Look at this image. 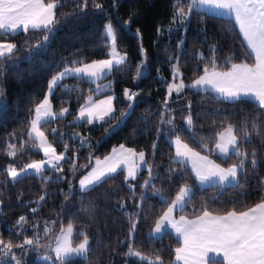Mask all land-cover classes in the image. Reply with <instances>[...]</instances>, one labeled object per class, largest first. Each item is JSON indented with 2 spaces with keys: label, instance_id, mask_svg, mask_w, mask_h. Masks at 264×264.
<instances>
[{
  "label": "trees",
  "instance_id": "obj_1",
  "mask_svg": "<svg viewBox=\"0 0 264 264\" xmlns=\"http://www.w3.org/2000/svg\"><path fill=\"white\" fill-rule=\"evenodd\" d=\"M80 2L60 0L56 31L50 34L49 42L43 44L40 51L34 45L42 43L43 30L6 38L7 42L17 45L18 52L14 60L0 64V100L7 102L6 111L0 107V239L15 245L39 234L40 243L45 247L36 252L28 251L23 257L19 255L21 249L14 248L13 251L21 264H44L38 257L46 253L47 243H54L50 237L59 235L61 226L66 229L71 223L76 242L82 241V236L77 233H86L92 251L87 260L72 259L66 264H148L127 255L129 247L150 258L159 254L164 264H174L180 241L169 233L159 239L151 237L156 221L167 210L166 201L173 199L184 185L191 187V199L182 209L190 219L202 214V210L220 215L233 209L245 211L264 202V138L241 139L240 143L245 144L249 153H256L257 166L253 170L246 162L247 175L239 187L201 189L188 167L175 158L170 141L175 139L172 126L160 121L175 117L174 126L183 133L181 141L222 167L238 163L236 159L222 161L215 154V133L229 124L238 132L244 127L252 131L248 121L264 123V110L249 99L228 102L212 92L196 91L187 85L203 75L204 67L211 71L213 55L219 71L228 70L230 65L226 60L229 57L235 63L245 61L249 64L254 58L230 18L197 9V14L205 13L203 18L190 17L182 24L173 23L174 0H95L103 5V11L94 7L93 0H88L83 13L76 7ZM176 2L184 6V0ZM129 20L130 30L120 26ZM109 22L117 32L118 49L127 54V67L121 65L123 71L114 68L112 74L100 82L108 88L99 94L96 85L85 79L72 77L64 80L62 83L66 87L55 89L51 101L54 111L68 108L69 113L65 118L50 121L42 129L56 151L66 153L72 163L68 158L62 164V172L46 170L42 176H23L17 183H12L6 174L10 165L19 170L43 157L28 134L34 109L47 95L49 81L58 67L62 70L61 66L72 60L90 63L109 58L110 48L106 47L105 37V25ZM181 40L183 44L178 47ZM144 53L146 63L140 68L141 76L136 78L137 66L145 59ZM177 62L186 87L180 94L168 97L173 66ZM125 89L138 95L133 114L120 126L124 118L121 113L129 109L124 98ZM89 95L93 100L113 96L115 119L102 124L74 123L80 106ZM166 100L171 111H165ZM189 104L191 109L187 107ZM189 111L194 125L191 133L185 131L184 118ZM53 129L56 130L55 136ZM202 143H207L206 150L199 146ZM9 144L16 145L15 158L8 155ZM65 144L67 151L64 150ZM121 145L143 151L152 159L150 184L154 187H141L149 180L148 172L143 171L132 183L135 186L133 193L124 172H119L94 190L82 193L77 185L80 177L95 159L107 156ZM41 196H44L43 201ZM141 196L144 197L143 203L137 208ZM122 203L123 209L120 207ZM33 208L37 211L32 212ZM21 216L26 217V222L18 224ZM134 222L136 231L130 236ZM46 225L50 229L48 236L44 235ZM55 264L59 262L55 261Z\"/></svg>",
  "mask_w": 264,
  "mask_h": 264
},
{
  "label": "snow or ice",
  "instance_id": "obj_2",
  "mask_svg": "<svg viewBox=\"0 0 264 264\" xmlns=\"http://www.w3.org/2000/svg\"><path fill=\"white\" fill-rule=\"evenodd\" d=\"M115 2V0H114ZM94 7L103 11V5L93 0ZM60 6V0H0V64L5 60L12 61L18 52L17 45L7 42L8 36H15L18 33L27 34L31 30L37 32L43 30L42 43H37L34 47L40 51L43 44L49 42L50 34H54L57 20V8ZM76 7L83 13L88 7V0H81ZM212 8L223 10L234 17L235 23L239 27V32L243 36L244 42L248 49L254 53V62L249 64L245 61L239 63L233 62V58L229 57L226 63L230 65L228 70L219 71L216 67L215 56L210 59L212 65L211 71L208 67H204L203 75L195 79L187 87L193 89H201L210 87L214 92L218 93L224 100L241 101L244 98H253L259 102V106L264 108V0H184V6L174 0L175 15L173 23H184L190 17L201 19L205 13L197 14V9ZM131 21L121 23V27L130 30ZM137 35L139 30L137 29ZM106 47L111 51L109 58L95 60L90 63L72 60L68 64L57 68L56 74L52 77L48 84L47 95L34 109V118L30 121L29 139L34 140V147L43 152L46 159L33 160L24 165L21 169L10 165L6 169V174L10 177L12 183H17L21 176L28 177L29 172L42 176L48 165L50 169L62 172L63 165L60 161L65 160L64 153H57L55 147L48 142L45 135V128L51 120L57 118V114L51 108L50 97L53 90L66 87L62 82L70 77L77 79H88L96 85V91L99 92L107 88L108 85L100 83L108 78L113 69L123 71L121 65L127 67V54H121L117 50L118 36L111 22L105 25ZM183 40L178 42V47L182 46ZM215 53V48H212ZM145 59L137 66L136 78L141 76L140 68L146 63ZM201 59L203 56L201 54ZM173 83L168 87V97L173 92L179 94L184 90L182 73L179 71L178 62L173 66ZM179 82H176V81ZM2 95V93H0ZM124 95L130 102H135L138 95L130 89L124 90ZM114 97L108 96L94 102L92 96L89 95L85 103L80 106L77 119L85 123L94 121L103 122L106 117L115 119L112 115L116 109L113 106ZM168 101H165V111H171L167 108ZM0 107L4 111L7 110V102L0 100ZM129 109L132 104L128 105ZM191 109V105L187 106ZM69 109L64 108L59 113L64 116ZM122 116L128 117L129 112L121 113ZM186 121L185 131L191 133L194 127L191 112L184 118ZM175 117L169 116L168 119H161V124L171 125V132L175 139L176 146L175 155L184 160H191L192 170L195 178L201 183L206 182L218 183L220 185H228L236 181V187H239L243 179L247 175L245 167L246 162L251 165L254 170L257 166L256 153H249L245 144L240 143L241 139L251 140L253 136L264 138V123H257L254 120L248 121L252 131L248 127H244L242 132H238L236 127L229 124L222 131L215 133V149L217 155L222 161L238 160V163H230L228 167H222L220 163L208 158L207 155H201L199 151L190 148L187 143L181 141V131L174 126ZM55 136L56 130L53 129ZM190 138H193L190 136ZM83 143V141H81ZM203 149H207V143L199 144ZM250 147V144L248 145ZM153 149L156 145L153 144ZM10 149L8 155L15 158L17 152L16 145L9 144ZM67 151V144L64 145ZM72 163V158H69ZM122 165L126 166V181L135 180L141 165L147 169L149 180L144 181L141 185L143 188L154 187L150 184L151 166L145 162V153L137 152L134 148H125L123 145L119 149L113 150V154L106 157L103 161L96 159L95 167L90 170L82 179L79 180L80 191L87 193L95 189L96 186L107 182L108 178L113 177L118 170L123 171ZM63 179V177L61 178ZM129 188L135 192V186L129 185ZM159 195V193H158ZM192 196V189L188 185H184L179 189L173 199L166 201L167 210L156 221L154 234H162L167 230L166 225L174 230L177 237L182 238V246L175 250L176 261H182V264H264V202L257 204L255 207L248 208L245 211H237L235 209L225 214L214 215L212 212L202 210V214L189 219L179 213L176 218V210L183 209ZM144 197H139L137 208L143 203ZM44 200V196L40 197ZM120 207L123 209L124 204ZM37 209L33 208L32 212ZM26 222V217L21 216L18 224ZM138 222V221H137ZM55 223V221H53ZM50 229L47 225L44 228V235L48 236ZM136 231V223H132L130 228V236ZM74 227L69 223L66 230L63 226L59 229V235L50 237L54 240V244L49 242L46 245V253L41 254L40 258L44 261H58L59 264H66L72 257H84L87 260L91 249L89 247V239L86 233H77L82 236V242L75 247L71 245ZM41 237L37 234L33 239H23L22 243L13 244L11 241L6 242L0 239V264H21V260L17 258L14 248L21 249L19 255L23 257L28 251L36 252L41 247ZM27 246V247H26ZM54 253V257L50 254ZM213 254L212 257L209 254ZM127 255L135 256L141 261H147L148 264H164L162 257L155 254L150 258L143 255L139 251H135L129 247ZM220 257V260L215 259Z\"/></svg>",
  "mask_w": 264,
  "mask_h": 264
},
{
  "label": "rangeland",
  "instance_id": "obj_3",
  "mask_svg": "<svg viewBox=\"0 0 264 264\" xmlns=\"http://www.w3.org/2000/svg\"><path fill=\"white\" fill-rule=\"evenodd\" d=\"M114 28V27H113ZM31 31V30H30ZM117 50L120 52V50L118 49V47H117ZM110 51H111V49H110ZM121 53V52H120ZM122 55H123V53H121ZM112 74V73H111ZM70 78H72V77H70ZM86 81H88V82H90V83H92L90 80H88V79H85ZM176 82H179L178 80L176 81ZM173 83V82H172ZM108 88V87H107ZM107 88H104V89H107ZM104 89H102V90H104ZM55 90V89H54ZM54 90H53V92H54ZM181 93V92H180ZM179 93V94H180ZM172 94H177L176 92H173ZM52 96V95H51ZM113 97V96H112ZM107 98V97H106ZM105 99V98H104ZM50 100H51V97H50ZM94 102H97V101H99V100H93ZM228 102H232V101H228ZM113 106H114V99H113ZM51 108H52V110H53V112H55L56 114H57V118L56 119H61V118H65V117H67V115H68V113H69V111H68V113L66 114V115H64V116H60L59 115V113L61 112V111H59V112H56V111H54V109H53V105H52V101H51ZM115 113V112H114ZM114 113L112 114L113 116H114ZM79 114V113H78ZM78 117V116H77ZM55 119V120H56ZM111 118H109V117H106L105 118V120L103 121V122H101V121H94V122H92L91 124H102V123H104V122H106V121H108V120H110ZM51 121H54V120H51ZM74 123H76V124H79V123H83V121H79L77 118L75 119V122ZM46 135V134H45ZM171 141V143L174 145V147H175V149H174V151L176 150V146H175V143H174V139H172V140H170ZM48 142L50 143V141L48 140ZM51 144V143H50ZM53 146V145H52ZM54 147V146H53ZM125 148H128V147H126V146H124ZM120 148V146L119 147H115L113 150H116V149H119ZM37 150V149H36ZM113 150L107 155V156H105V157H103V158H97V159H99V160H101V161H103L106 157H108V156H110V155H112L113 154ZM39 153H41L42 154V159H46V157H44V155H43V152L42 151H39V150H37ZM196 151V150H195ZM217 151L218 150H216L215 148H214V152H215V154L217 155ZM57 152V151H56ZM137 152H139V151H137ZM58 153V152H57ZM145 153V152H144ZM59 154V153H58ZM64 155H65V159H68L69 158V156L66 154V153H64ZM201 155H205V154H202L201 153ZM175 158H176V160L177 161H179L180 163H182V164H184L186 167H188V169L190 170V173L192 174V176L194 177V180L196 181V184L201 188V189H206V188H210V187H216V186H219V187H229V186H235L236 185V181H233L231 184H228V185H220V184H218V183H213V182H206V183H204V184H201L196 178H195V174H194V172H193V170H192V162H191V160H184V159H181V158H178V157H176V155H175ZM208 158L209 159H211V157H209L208 156ZM212 160V159H211ZM65 161V160H64ZM64 161H60V164L62 165L63 164V162ZM76 161H77V157H75V159H74V162L76 163ZM95 161H96V159L94 160V162L91 164V167H90V169L88 170V171H86L85 172V174H83L81 177H80V179H82L86 174H88L89 172H90V170L92 169V168H94L95 167ZM145 162H146V164L147 165H150L151 166V169H152V159L151 158H149L148 157V155H147V153H145ZM45 168H46V170H51V171H56L55 169H50L49 168V166L48 165H46L45 166ZM122 169H124L123 171H121V170H118L117 171V173L116 174H118L119 172H124V175H125V177L127 176V172H126V166H124V165H122ZM143 171H147V169L144 167V165H141V167H140V170L138 171V173H137V177H136V179L139 177V175L141 174V172H143ZM115 174V175H116ZM28 175H35L34 173H32V172H29V174ZM21 177H23V176H21ZM79 179V180H80ZM135 179V180H136ZM79 180H78V182H77V185H78V189H80V186H79ZM135 180H127V184L128 185H132V183L135 181ZM192 189V188H191ZM192 192H193V189H192ZM176 211H178L177 213H176V215H177V217H179V213L182 211V209H177ZM178 219V218H177ZM190 219V218H189ZM166 229L167 230H165V231H163V233L162 234H154V232H153V235H152V233H151V237H153V238H157V239H159V238H161L164 234H166V232H169V234L170 235H172L174 238H178L177 240L178 241H180V240H182V238H180V237H177V235L175 234V232H174V230H172V229H170L167 225H166ZM66 230V229H65ZM75 230H74V232H73V236H72V238H71V245L73 246V247H75L79 242H82V241H79V242H76V237H75ZM154 235H158L159 237H154ZM176 236V237H175ZM181 243V242H180ZM54 244V243H53ZM182 246V245H181ZM53 257H54V253H50ZM209 255H213V254H209ZM40 256L41 255H39V260L42 262V263H44V264H52V260H50V261H44L43 259H41L40 258ZM84 257H82V256H80V257H72L71 259H69V260H72V259H83ZM182 262V261H181Z\"/></svg>",
  "mask_w": 264,
  "mask_h": 264
},
{
  "label": "crops",
  "instance_id": "obj_4",
  "mask_svg": "<svg viewBox=\"0 0 264 264\" xmlns=\"http://www.w3.org/2000/svg\"><path fill=\"white\" fill-rule=\"evenodd\" d=\"M201 10H203V11H205V12L211 14V15L218 16V17H223V18H230V19H232V20L234 21V17H233L232 15L228 14L227 12L223 11V10H217V9H212V8H205V9H201ZM234 22H235V21H234ZM235 24H236V23H235ZM236 26H237V28H238V30H239V27H238L237 24H236ZM239 33H240V32H239ZM240 35H241V37H242V39H243V36H242L241 33H240ZM243 41H244V40H243ZM244 44H245V46H246V42H244ZM246 47H247V46H246ZM247 49H248V48H247ZM248 51L250 52V54H251L252 57L254 58V53H252L250 49H248ZM194 90H196V91H209V92H212V93H214L215 95H217L219 98L223 99L218 93L214 92L210 87H205V88H201V89H194ZM244 99L252 100V101H254L255 103H257V104L259 105V102L256 101V100H254L253 98H244ZM223 100H224V99H223ZM226 101H228V100H226ZM262 109L264 110V108H262ZM172 143H173V142H172ZM172 145H173V144H172ZM173 147H174V145H173ZM174 149H175V147H174ZM177 212H178V211H176V213H177ZM176 218H179V217H177V215H176ZM153 232H154V229H153V231L151 232L152 235H153ZM166 233H169V232H166ZM154 237H159V236H158V235H154ZM175 237H176V236H175ZM177 239H178V238H177ZM178 240H179V239H178ZM180 242H181V245H182V240H180ZM209 256L212 257L213 255H209ZM215 259L220 260L221 258H220V257H215ZM174 264H182V262H181V261H176V259H175Z\"/></svg>",
  "mask_w": 264,
  "mask_h": 264
},
{
  "label": "water",
  "instance_id": "obj_5",
  "mask_svg": "<svg viewBox=\"0 0 264 264\" xmlns=\"http://www.w3.org/2000/svg\"><path fill=\"white\" fill-rule=\"evenodd\" d=\"M124 98H125V101H127L129 104L131 103L132 104V108L131 109H128V112L130 113V115L128 117H124L123 120H122V123L120 126H123L124 123L127 121V119L133 114V111H134V108H135V105H136V101L135 102H130L127 100V98L125 97L124 95Z\"/></svg>",
  "mask_w": 264,
  "mask_h": 264
}]
</instances>
